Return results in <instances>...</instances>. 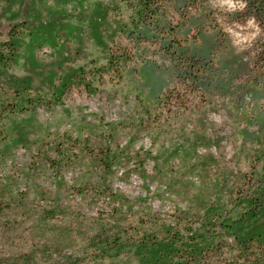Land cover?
Here are the masks:
<instances>
[{"label": "rangeland", "instance_id": "1", "mask_svg": "<svg viewBox=\"0 0 264 264\" xmlns=\"http://www.w3.org/2000/svg\"><path fill=\"white\" fill-rule=\"evenodd\" d=\"M241 7L197 0L164 13L187 47L218 40L206 65H246L226 94L192 93L156 46L113 41L115 21L132 14L123 0H0V43L14 31L23 43L18 63L0 70V101H17L16 89L46 101L0 120V148L10 149L0 186L13 185L0 214V264H141L158 255L178 264L193 248L166 241L165 227L181 240L190 239L185 229L201 235L194 264H264V217L250 229L253 245L223 230L264 188V132L246 136L264 116V101L250 94L262 86L260 31L233 16ZM116 57L128 58L122 72L98 71ZM78 69L87 74L69 81ZM205 209L219 214L214 230L195 223Z\"/></svg>", "mask_w": 264, "mask_h": 264}, {"label": "trees", "instance_id": "2", "mask_svg": "<svg viewBox=\"0 0 264 264\" xmlns=\"http://www.w3.org/2000/svg\"><path fill=\"white\" fill-rule=\"evenodd\" d=\"M126 3V7L131 10V16L128 21L124 19H119L115 21V30L113 31L112 40L115 41V37L123 36L127 41L132 42L134 47H139L142 44L156 46L159 49V52L162 53L166 58H169L172 61V65L175 70V75L180 84L190 89L192 93H197L198 91H207L209 89H223L226 94H229L230 88L233 81L237 78L246 65H242L240 70L234 69V63L232 62H223L218 65L217 68H212L211 66L206 65L205 62L211 55L212 50L215 51L218 47L217 39L212 42L211 48L207 46H202L197 48H189L183 43L181 39V30L178 32L177 29L172 27V24L167 22L166 16L164 13H168V9H172L173 12L182 13L184 9L195 5L197 0H123ZM242 4L241 10L236 12L233 16L238 20L242 25H246L249 21H253L254 24L260 31L259 38L256 41V55H255V64L258 68V73H261L259 80L262 83L261 92L252 90L250 92L253 99L260 103L264 101V0H236ZM115 7V5H114ZM118 12H121V8H116ZM202 17V16H201ZM196 18L194 22V27L198 28L200 19ZM24 29H27L24 27ZM18 31L11 33L10 39L7 42L0 43V70H11L19 60V52L23 43L20 39H17ZM101 34V33H98ZM215 34L220 36L219 33ZM185 42V41H184ZM208 42V41H205ZM207 45V43L205 44ZM103 49H107L106 46H103ZM193 51V54L189 52ZM128 58L116 57L110 60V65L108 69H98L102 72H110L112 68L116 72H122ZM87 73L84 69H78L71 74L69 81L74 80L75 78H84ZM68 80V79H67ZM83 80V79H82ZM85 81H83L84 83ZM30 85V83H29ZM22 93H26L30 90L27 83L23 81L20 83ZM87 86H89L87 84ZM17 101H0V120L2 118H7L8 116L13 117L16 113L27 111L29 108H34L36 105H41L45 103L42 98L38 101L31 99L30 97H21L20 90L16 89ZM48 103H46L47 105ZM28 106V107H27ZM257 130L253 133H247L249 137V142L256 140L258 133L264 132V116L255 118V124L253 126ZM3 141H6L4 137L2 140L0 138V146H2ZM10 149L7 147L0 148V167L4 164V161L9 154ZM251 183V181H250ZM12 183L3 188L0 186V214L8 208L10 205L4 203L5 192L12 193ZM260 193L254 194L251 198L248 199L247 204L248 208L243 210L236 219L228 218L225 224L223 225L225 231L228 234L235 236V239L240 244L253 245V239L249 240L250 229L254 226L256 221L264 217V188L260 190ZM204 216L198 217L195 223H200V230L209 229L214 230L215 224L214 220L219 218V214L212 210H204ZM121 230V229H120ZM118 230V231H120ZM163 231L164 235L167 237L165 240L170 242H181L182 244H187L193 250H187L188 252H181L177 256L178 264H187L188 261L194 264L196 263V253L198 249H195L196 242L198 237H201L198 232L192 234L190 230L185 229L189 232L188 241L185 239L181 240L183 237L181 234L173 233L170 227H165ZM208 231V230H207ZM176 232V229H175ZM150 239L146 238L144 242H141L138 247V252H140L142 246H148ZM157 246L159 250V242L153 243ZM116 245V246H115ZM116 250L119 253L122 249L125 248L126 244H120L119 241L115 243ZM194 246V247H193ZM184 246L183 250H185ZM159 253V252H158ZM155 258V257H152ZM155 262L150 259H144V262L141 264H159V255L154 259Z\"/></svg>", "mask_w": 264, "mask_h": 264}]
</instances>
